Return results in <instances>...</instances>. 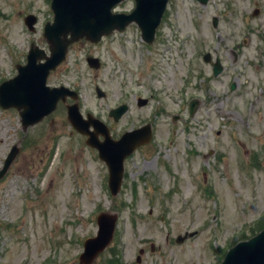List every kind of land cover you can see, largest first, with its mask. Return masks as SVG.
<instances>
[{"label":"rangeland","instance_id":"rangeland-1","mask_svg":"<svg viewBox=\"0 0 264 264\" xmlns=\"http://www.w3.org/2000/svg\"><path fill=\"white\" fill-rule=\"evenodd\" d=\"M231 1L168 0L151 45L130 24L97 45L72 44L49 74L47 85L77 92L81 116L100 120L112 139L150 126L152 140L124 161L115 196L105 164L71 128L63 104L25 132L15 109L0 108V170L10 148L18 150L0 177V264H78L100 212L117 219L111 244L92 264H106L112 250L120 264H219L230 246L264 228V0L250 1L234 26ZM49 4L0 0V82L25 63L30 44L47 53ZM133 7L124 0L115 11ZM27 14L37 17L35 32L23 24ZM205 53L221 62L218 76ZM88 56L100 60L98 70L88 68ZM120 104L128 110L114 122L108 112ZM190 231L197 234L175 243Z\"/></svg>","mask_w":264,"mask_h":264},{"label":"water","instance_id":"water-1","mask_svg":"<svg viewBox=\"0 0 264 264\" xmlns=\"http://www.w3.org/2000/svg\"><path fill=\"white\" fill-rule=\"evenodd\" d=\"M122 0H52L51 9L54 17L51 24L44 27V37L49 44L50 56L47 57L38 48L30 49L27 62L24 66H17V75L0 84V106L16 108L19 111L23 130L28 126L38 123L43 117L51 113L59 99L66 95L76 99V94L67 89L49 88L45 85L47 75L51 69L61 62L66 53L67 46L80 38H85L97 43L101 36L110 34L113 30L119 32L131 22H135L141 30V36L148 44L153 41L154 32L158 26L167 0H134L135 8L129 14L112 13L111 9ZM205 4L207 0H199ZM28 29L33 31L36 22L32 15L24 19ZM215 25V22H214ZM206 58V57H205ZM44 59V63L37 60ZM88 64L97 68L95 59H88ZM217 64H219L217 62ZM214 74L220 72L215 68ZM99 96L101 92L96 89ZM145 104L140 101L139 105ZM195 107L191 103V111ZM126 111V106L112 110L110 115L117 120ZM68 120L80 133L88 135L86 144L94 147L99 152V157L109 167V187L115 194L120 185L123 158L138 145L146 143L150 139V131L147 129L124 134L118 141L109 139L107 129L97 120L81 121L77 105L68 106ZM92 125L95 132H89ZM100 132L105 140L99 143L96 139ZM17 154L14 147L5 160L0 176L4 174L10 162ZM99 230L97 237L87 239L84 242V252L80 255L81 264H90L96 255L101 252L112 238L114 218L101 214L97 218ZM178 237L181 242L187 236ZM139 261V258H137ZM221 264H264V230L247 242L237 244L230 249Z\"/></svg>","mask_w":264,"mask_h":264},{"label":"flooded vegetation","instance_id":"flooded-vegetation-1","mask_svg":"<svg viewBox=\"0 0 264 264\" xmlns=\"http://www.w3.org/2000/svg\"><path fill=\"white\" fill-rule=\"evenodd\" d=\"M250 1H254V0H242L240 3L241 5H239L235 0L231 1L230 4L228 5V8H229V24L234 26V21H235V18H237L238 16H241L242 17H245V13L246 11H248V5L250 3ZM253 11H257V14L255 16H258L261 14V7H257V2H255V6L252 8V13ZM253 15V14H252ZM244 39H242L240 41V44L243 45L245 44L243 42ZM249 41V38L247 37L246 38V43ZM249 43V42H248ZM247 43V44H248Z\"/></svg>","mask_w":264,"mask_h":264},{"label":"bare ground","instance_id":"bare-ground-1","mask_svg":"<svg viewBox=\"0 0 264 264\" xmlns=\"http://www.w3.org/2000/svg\"><path fill=\"white\" fill-rule=\"evenodd\" d=\"M147 166H149V164Z\"/></svg>","mask_w":264,"mask_h":264}]
</instances>
